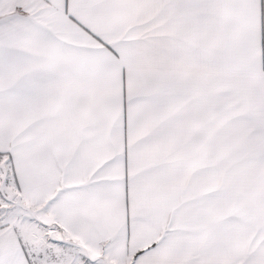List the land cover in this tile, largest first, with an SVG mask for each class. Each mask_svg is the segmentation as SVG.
Returning a JSON list of instances; mask_svg holds the SVG:
<instances>
[{
  "label": "snow or ice",
  "instance_id": "6c2138e0",
  "mask_svg": "<svg viewBox=\"0 0 264 264\" xmlns=\"http://www.w3.org/2000/svg\"><path fill=\"white\" fill-rule=\"evenodd\" d=\"M0 264H264V0H0Z\"/></svg>",
  "mask_w": 264,
  "mask_h": 264
}]
</instances>
